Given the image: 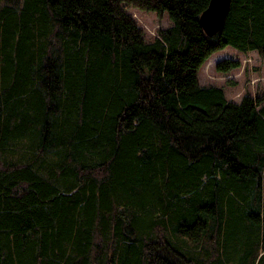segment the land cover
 Here are the masks:
<instances>
[{"label": "trees", "instance_id": "obj_1", "mask_svg": "<svg viewBox=\"0 0 264 264\" xmlns=\"http://www.w3.org/2000/svg\"><path fill=\"white\" fill-rule=\"evenodd\" d=\"M207 2L0 0V264H264V91L197 79L264 55V0Z\"/></svg>", "mask_w": 264, "mask_h": 264}, {"label": "rangeland", "instance_id": "obj_2", "mask_svg": "<svg viewBox=\"0 0 264 264\" xmlns=\"http://www.w3.org/2000/svg\"><path fill=\"white\" fill-rule=\"evenodd\" d=\"M125 9L142 29L146 40L152 39L158 29L170 24L165 13L156 15L130 6H126ZM224 57L238 59L239 66L227 72L216 71L215 62ZM197 79L201 85L220 87L226 99L232 101H238L244 94H260L264 91V55L256 51L243 53L225 46L212 52L200 65Z\"/></svg>", "mask_w": 264, "mask_h": 264}, {"label": "water", "instance_id": "obj_3", "mask_svg": "<svg viewBox=\"0 0 264 264\" xmlns=\"http://www.w3.org/2000/svg\"><path fill=\"white\" fill-rule=\"evenodd\" d=\"M230 0H208L198 15V24L207 36L219 31L227 14Z\"/></svg>", "mask_w": 264, "mask_h": 264}]
</instances>
